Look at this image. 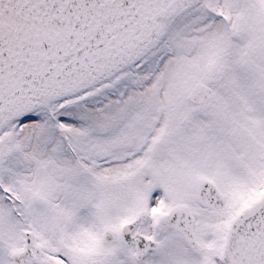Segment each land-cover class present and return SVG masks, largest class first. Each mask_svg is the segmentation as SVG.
<instances>
[{"label": "snow or ice", "instance_id": "6c2138e0", "mask_svg": "<svg viewBox=\"0 0 264 264\" xmlns=\"http://www.w3.org/2000/svg\"><path fill=\"white\" fill-rule=\"evenodd\" d=\"M0 264H264V0H0Z\"/></svg>", "mask_w": 264, "mask_h": 264}]
</instances>
